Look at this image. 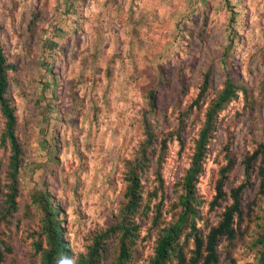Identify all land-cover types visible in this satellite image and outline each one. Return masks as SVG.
I'll return each mask as SVG.
<instances>
[{"label":"rangeland","instance_id":"obj_1","mask_svg":"<svg viewBox=\"0 0 264 264\" xmlns=\"http://www.w3.org/2000/svg\"><path fill=\"white\" fill-rule=\"evenodd\" d=\"M0 44L12 66L7 95L21 146L15 207L6 211L10 148L0 143V264H40L51 207L67 264H77L94 236L121 218L131 168L140 175L141 197L130 215V264H148L159 230L184 209L182 177L226 76L244 90L215 117L192 204L205 234L227 202L209 204L228 166L226 194L245 183L243 215L234 238L220 240L216 264H257L264 234V0H0ZM206 71L208 94L193 104ZM3 124L0 116V135ZM146 127L152 141L144 157ZM184 243L189 255L192 238ZM103 244L102 264H113L117 236Z\"/></svg>","mask_w":264,"mask_h":264},{"label":"trees","instance_id":"obj_2","mask_svg":"<svg viewBox=\"0 0 264 264\" xmlns=\"http://www.w3.org/2000/svg\"><path fill=\"white\" fill-rule=\"evenodd\" d=\"M11 64L7 62L3 48L0 44V116L4 120L3 129L0 135V143H7L10 148V155L7 166L8 188L9 192L5 202L6 211L15 207L14 196L16 193V181L18 169L20 166L21 146L15 134L17 117L15 108L12 105L7 89L9 85L8 70ZM203 82L195 99L192 101L196 104L208 94L210 74L205 72ZM244 90V86L235 82L231 76H226L224 85L218 94L210 99L205 113L204 125L198 133V139L195 144L194 153L191 157L190 165L182 177L183 193L180 194L181 203L184 206L183 211L178 215L177 220L162 227L157 235L154 245V252L149 259L148 264H167L170 257H175V264H216L219 261L218 246L221 239L231 240L236 233V223L243 215L242 190L245 183L231 188L228 195L224 189L225 172L228 166L220 170V175L215 181V193L210 201V207L223 205L220 220L217 224L208 228L205 234H202L196 225L195 216L197 210L192 204L195 180L202 170V163L208 138L210 137L211 128L215 122V117L219 110L237 95V91ZM146 139L141 154L145 157V147L150 145L152 134L149 127L145 130ZM264 149V143L260 145ZM259 154V149H255L249 159H254ZM141 155V156H142ZM262 167L261 165L259 166ZM249 161L246 163L245 171L249 174ZM262 174V185H264V172ZM128 183L126 186L125 196L127 201L122 208V215L114 224L97 233L87 251L77 260V264H102L104 257V241L111 235H116L118 239V250L113 264H130L131 247L135 235V225L132 221L131 214L137 211L140 199V175L135 168H131L127 176ZM48 201V197H45ZM58 213L56 208L51 207L47 215L55 216ZM48 216L45 223L46 234L48 236L49 247L44 249L40 264H67L68 248L66 243L60 237L61 228L60 220ZM154 224V220H153ZM185 228L188 230L184 231ZM184 232V233H183ZM183 233V235H182ZM183 236V241H180ZM192 238V248L189 255L185 251V241ZM259 243L262 244L259 250L257 264H264V234L260 236ZM3 259V253L0 250V262Z\"/></svg>","mask_w":264,"mask_h":264}]
</instances>
